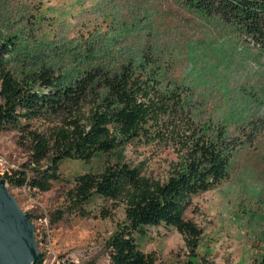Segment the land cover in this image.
<instances>
[{
	"label": "rangeland",
	"instance_id": "1",
	"mask_svg": "<svg viewBox=\"0 0 264 264\" xmlns=\"http://www.w3.org/2000/svg\"><path fill=\"white\" fill-rule=\"evenodd\" d=\"M0 40L14 41L9 68L18 76L32 65L73 77L98 62L148 63L163 89L188 94L197 123L246 140L255 135L236 153L230 178L195 197L186 212L202 231L194 253L176 229L163 225L147 228L138 240L158 264H264V52L182 0H0ZM60 121L50 115L34 125L49 133ZM30 151L17 132H1L0 176L27 170ZM176 152L164 132L144 133L124 157L142 175L165 181ZM108 162L65 161L62 180L44 193L6 183L30 215L44 264H112L106 242L125 223V206L94 198L82 212L68 198L77 176L100 173Z\"/></svg>",
	"mask_w": 264,
	"mask_h": 264
},
{
	"label": "trees",
	"instance_id": "2",
	"mask_svg": "<svg viewBox=\"0 0 264 264\" xmlns=\"http://www.w3.org/2000/svg\"><path fill=\"white\" fill-rule=\"evenodd\" d=\"M182 2L220 18L264 52V0ZM13 51L14 41L0 40V133L20 134L31 146L30 161L27 170L0 179L9 187L44 193L62 180L65 161L88 164L108 157L102 172L75 178L68 198L72 209L82 212L94 198L125 206V223L106 242L111 263L158 264L152 254L142 251L138 236L160 225L176 229L194 253L202 231L185 218L186 212L195 197L230 178L236 153L246 141L252 144L255 135L246 140L229 135L222 126L197 123L189 111L188 94L180 88L163 89L148 63L112 67L98 62L73 77L57 76L46 65L38 69L32 65L18 76L9 68ZM50 115L60 117V123L49 133L36 129L34 123ZM161 132L177 148L178 158L165 181L142 175L124 157L133 140ZM35 264H44V259Z\"/></svg>",
	"mask_w": 264,
	"mask_h": 264
},
{
	"label": "water",
	"instance_id": "3",
	"mask_svg": "<svg viewBox=\"0 0 264 264\" xmlns=\"http://www.w3.org/2000/svg\"><path fill=\"white\" fill-rule=\"evenodd\" d=\"M35 227L0 179V264H35L42 261Z\"/></svg>",
	"mask_w": 264,
	"mask_h": 264
}]
</instances>
